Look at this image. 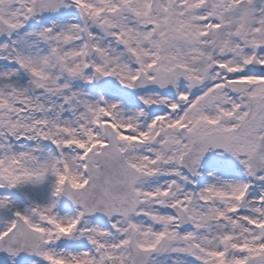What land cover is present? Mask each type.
Here are the masks:
<instances>
[{
  "label": "snow or ice",
  "instance_id": "obj_1",
  "mask_svg": "<svg viewBox=\"0 0 264 264\" xmlns=\"http://www.w3.org/2000/svg\"><path fill=\"white\" fill-rule=\"evenodd\" d=\"M0 264H264V0H0Z\"/></svg>",
  "mask_w": 264,
  "mask_h": 264
}]
</instances>
